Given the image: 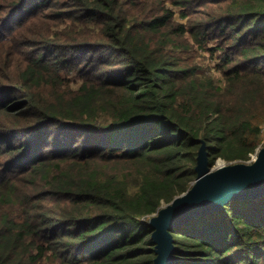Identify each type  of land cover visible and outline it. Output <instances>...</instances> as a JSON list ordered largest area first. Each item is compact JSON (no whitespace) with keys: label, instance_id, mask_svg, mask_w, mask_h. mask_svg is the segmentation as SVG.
Masks as SVG:
<instances>
[{"label":"trees","instance_id":"obj_1","mask_svg":"<svg viewBox=\"0 0 264 264\" xmlns=\"http://www.w3.org/2000/svg\"><path fill=\"white\" fill-rule=\"evenodd\" d=\"M263 123L264 0H0V264H153L141 218L192 186L202 141L246 161ZM170 231L173 264H264V195Z\"/></svg>","mask_w":264,"mask_h":264},{"label":"water","instance_id":"obj_2","mask_svg":"<svg viewBox=\"0 0 264 264\" xmlns=\"http://www.w3.org/2000/svg\"><path fill=\"white\" fill-rule=\"evenodd\" d=\"M222 159V158H220ZM223 160V159H222ZM196 178L185 192L161 206L149 219L155 241L153 264H173L175 245L170 228L192 216L224 206L231 198L264 195V146L252 162L209 165L206 142L202 141L195 166Z\"/></svg>","mask_w":264,"mask_h":264},{"label":"rangeland","instance_id":"obj_3","mask_svg":"<svg viewBox=\"0 0 264 264\" xmlns=\"http://www.w3.org/2000/svg\"><path fill=\"white\" fill-rule=\"evenodd\" d=\"M167 7L173 8L176 10L175 18L177 22H183L187 23V18H183L179 15L180 7L178 5H174L170 2H167ZM5 17V16H4ZM3 17V18H4ZM15 20V19H14ZM187 26H189V23H187ZM176 40L182 42V45L178 48L179 52L181 53V56L184 57L186 63L189 66H195L198 68L199 73L204 74H211L219 81L222 80V74L217 69L218 64V56L217 52L213 53L212 49H215L217 47V41H215L212 38H205L201 40H196L195 37L191 32H186L184 36H177ZM75 79H79L77 76H75ZM264 126V123L262 124V127ZM264 146V131L261 128V132L259 135V142L256 149L259 147ZM256 151V150H255ZM255 153V152H253ZM251 159V156H250ZM219 160H222L220 158L216 159V162L212 165L213 167H217L219 164ZM235 162H240V160L235 161H224L222 160V164H232ZM244 162H250L249 159ZM166 205L163 203L162 206Z\"/></svg>","mask_w":264,"mask_h":264},{"label":"built area","instance_id":"obj_4","mask_svg":"<svg viewBox=\"0 0 264 264\" xmlns=\"http://www.w3.org/2000/svg\"><path fill=\"white\" fill-rule=\"evenodd\" d=\"M261 128H262L263 131H264V126L261 127ZM258 150H259V147L256 149L255 153H252V154H251V159H249L250 162L253 161V159L255 158V156H256ZM151 216H152V215H150V216H144V217L141 218V220L144 221V222H146V223H149V219H150Z\"/></svg>","mask_w":264,"mask_h":264},{"label":"bare ground","instance_id":"obj_5","mask_svg":"<svg viewBox=\"0 0 264 264\" xmlns=\"http://www.w3.org/2000/svg\"><path fill=\"white\" fill-rule=\"evenodd\" d=\"M218 164H219L218 166H220L222 164V160H219V163Z\"/></svg>","mask_w":264,"mask_h":264}]
</instances>
